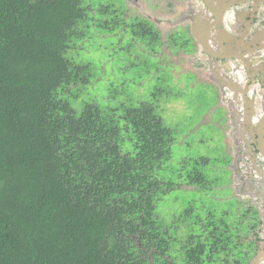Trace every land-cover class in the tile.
<instances>
[{
	"label": "flooded vegetation",
	"instance_id": "flooded-vegetation-1",
	"mask_svg": "<svg viewBox=\"0 0 264 264\" xmlns=\"http://www.w3.org/2000/svg\"><path fill=\"white\" fill-rule=\"evenodd\" d=\"M94 1L78 35L94 60L76 62L70 92L96 88L83 105L116 123L134 169L143 135L158 140L147 150L150 202L125 230L132 262L264 264V0ZM177 110L194 131L184 134ZM139 115L153 119L148 132ZM195 133L208 150L193 148Z\"/></svg>",
	"mask_w": 264,
	"mask_h": 264
},
{
	"label": "trees",
	"instance_id": "trees-1",
	"mask_svg": "<svg viewBox=\"0 0 264 264\" xmlns=\"http://www.w3.org/2000/svg\"><path fill=\"white\" fill-rule=\"evenodd\" d=\"M85 14L84 0H0V264H140L125 230L150 202L158 140L143 135L136 170L116 123L73 106L83 66L67 51Z\"/></svg>",
	"mask_w": 264,
	"mask_h": 264
},
{
	"label": "rangeland",
	"instance_id": "rangeland-1",
	"mask_svg": "<svg viewBox=\"0 0 264 264\" xmlns=\"http://www.w3.org/2000/svg\"><path fill=\"white\" fill-rule=\"evenodd\" d=\"M89 2V1H88ZM97 1L92 0V2L90 3L94 9H91V13L92 14H96V9L95 6L93 4H96ZM82 30H84L83 28V24L81 26ZM84 32V31H83ZM80 37H76L73 40V43H71L70 48L71 50L67 51V56L70 59H73L75 62H81V63H86L88 61H93L94 58L92 57V53H90L89 51L86 50V52L83 54L82 51L80 52V43L83 42V38L79 39ZM83 49V48H82ZM81 91H78L77 93L73 94L74 97L72 99L73 101V106L75 108H77L78 110L81 109L83 103L85 102L84 97H88L89 98V93L88 92H96V88L93 89H89L88 87L83 86V88L81 87ZM112 106V105H111ZM195 110V109H194ZM176 118L179 120L181 127L183 129V131L185 132L184 134H188V132L190 131H194L195 129V118L191 117V115L189 113H187L184 110H177L176 111ZM189 141L191 143V145L193 146V148L198 151L199 149H204V150H208L207 146H200L199 145V141L202 138V135L200 133H195V134H190V136H188ZM208 140L205 141V143L208 145ZM128 146H126V150H127Z\"/></svg>",
	"mask_w": 264,
	"mask_h": 264
}]
</instances>
